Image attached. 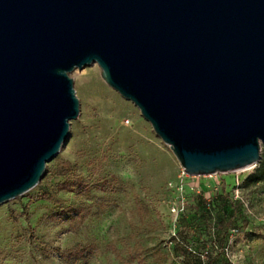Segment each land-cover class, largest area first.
Wrapping results in <instances>:
<instances>
[{"label": "water", "instance_id": "1", "mask_svg": "<svg viewBox=\"0 0 264 264\" xmlns=\"http://www.w3.org/2000/svg\"><path fill=\"white\" fill-rule=\"evenodd\" d=\"M93 63L185 174L259 160L264 0H0V204L39 183Z\"/></svg>", "mask_w": 264, "mask_h": 264}, {"label": "rangeland", "instance_id": "2", "mask_svg": "<svg viewBox=\"0 0 264 264\" xmlns=\"http://www.w3.org/2000/svg\"><path fill=\"white\" fill-rule=\"evenodd\" d=\"M70 75L79 115L39 183L0 204V264H121V257L139 264L137 246L144 249L143 264H264V180L243 182L256 163L184 178L200 189L212 216L203 222L202 207L193 208L200 198L187 189L186 211L173 229L168 202L178 196L182 167L170 147L103 81L96 63ZM58 160H68L87 179V191L56 188ZM220 181L238 208L227 230L230 208L215 200ZM86 205L88 216L71 228L72 210Z\"/></svg>", "mask_w": 264, "mask_h": 264}, {"label": "trees", "instance_id": "3", "mask_svg": "<svg viewBox=\"0 0 264 264\" xmlns=\"http://www.w3.org/2000/svg\"><path fill=\"white\" fill-rule=\"evenodd\" d=\"M53 174L57 177H61V180L56 184V188L59 190H63L66 192H74V193H81L85 192L89 188V183L87 179L79 172L75 171L71 166L68 160H58L55 167L52 169ZM264 180V150L260 152L259 160L256 162V165L253 168V171L249 173L244 178V185H251L258 181ZM202 193L195 194V196H201ZM214 195V194H213ZM215 200L217 204L220 205L221 203L227 205L230 208V212L225 215V219L223 222V228L225 230L229 229L231 225L234 223V219L238 214V208L235 206L233 202H231L228 198L227 193L223 191V186L220 181V190L219 193H215ZM197 199L193 205L195 210L202 209V220L203 222H207L210 216H212V212L210 208H208V203L206 200ZM207 206V208H205ZM187 205H185L184 211H186ZM89 206H81L77 207L72 210L74 215L69 218V226L73 229L77 228L79 224L83 222V220L89 214ZM184 211L180 214V216L184 213ZM179 216V219H180ZM178 219V225H179ZM63 254V251H60ZM135 256L139 262V264L144 263V249L140 246L135 248ZM121 264H131V259L129 257H121L120 258ZM207 264H211V260L207 262Z\"/></svg>", "mask_w": 264, "mask_h": 264}, {"label": "built area", "instance_id": "4", "mask_svg": "<svg viewBox=\"0 0 264 264\" xmlns=\"http://www.w3.org/2000/svg\"><path fill=\"white\" fill-rule=\"evenodd\" d=\"M252 167V166H251ZM188 175L184 173L183 169L181 171V179L178 182V196L173 198L168 202V215L170 220L171 228L176 229L178 225V219L180 214L184 211L185 208V202H187L188 199V193L186 194V191L189 190L190 193L198 194L200 193V189L194 185H188L184 178H186ZM209 176V175H208ZM185 192V193H184Z\"/></svg>", "mask_w": 264, "mask_h": 264}]
</instances>
